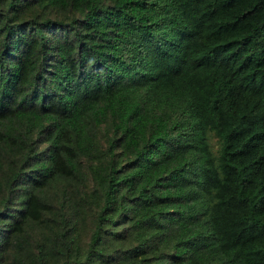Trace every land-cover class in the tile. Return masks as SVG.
Returning a JSON list of instances; mask_svg holds the SVG:
<instances>
[{
  "label": "trees",
  "instance_id": "obj_1",
  "mask_svg": "<svg viewBox=\"0 0 264 264\" xmlns=\"http://www.w3.org/2000/svg\"><path fill=\"white\" fill-rule=\"evenodd\" d=\"M84 160L35 264H264V0H0V264Z\"/></svg>",
  "mask_w": 264,
  "mask_h": 264
},
{
  "label": "rangeland",
  "instance_id": "obj_2",
  "mask_svg": "<svg viewBox=\"0 0 264 264\" xmlns=\"http://www.w3.org/2000/svg\"><path fill=\"white\" fill-rule=\"evenodd\" d=\"M6 1V0H5ZM210 143L215 153L219 148V141L213 134L210 135ZM88 162L83 161L82 176L68 178L47 189L48 199L51 202V210L45 211L28 228V244H25L23 255L24 262L10 257L7 264H35L33 259L38 252V244L45 241L47 236H52L54 230H63L72 226L73 233L78 241L86 246L94 227L95 206L87 198L86 193L93 189V180L88 169ZM5 190L0 189V200ZM13 200V199H11ZM11 206H14L11 204ZM50 264H60L55 259Z\"/></svg>",
  "mask_w": 264,
  "mask_h": 264
}]
</instances>
